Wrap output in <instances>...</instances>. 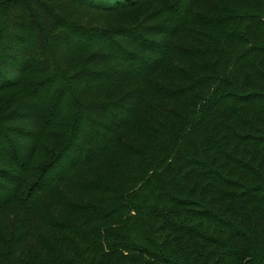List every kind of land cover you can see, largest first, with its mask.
Listing matches in <instances>:
<instances>
[{
  "label": "trees",
  "instance_id": "trees-1",
  "mask_svg": "<svg viewBox=\"0 0 264 264\" xmlns=\"http://www.w3.org/2000/svg\"><path fill=\"white\" fill-rule=\"evenodd\" d=\"M0 264H264V0H0Z\"/></svg>",
  "mask_w": 264,
  "mask_h": 264
},
{
  "label": "rangeland",
  "instance_id": "rangeland-1",
  "mask_svg": "<svg viewBox=\"0 0 264 264\" xmlns=\"http://www.w3.org/2000/svg\"><path fill=\"white\" fill-rule=\"evenodd\" d=\"M191 21L193 22V20H191ZM34 24L36 25L35 26V31L37 33H39L41 26L39 27L38 20H36ZM192 26H194V25H192ZM39 36L41 37V35H39ZM86 56H87V54H83V55L80 56L79 62L77 64L78 68L82 67L85 64ZM38 59H40V58H38ZM39 62L41 63V61H39ZM70 72H71L70 70L67 71V73H70ZM126 88H127V86H123V85L122 86H113L111 88L110 87H105V88H103V93H104L105 96L107 95V96H110V97L112 96L113 97V96L119 94L120 92H123V90H125ZM73 97L75 99H77L76 100V102H77V101L82 100V98L84 96L83 97H81V96L79 97L77 95V96H73ZM149 98H150L149 103L145 105V107L142 110L140 118L137 120V122L133 126V129H134V131L136 132L137 135H142L145 132V130H147V128L149 127L148 122H153L154 118H155V115L152 112V110L150 109V107L152 109L154 107H155V109H157V102H155V101L158 98L154 97V93H152ZM71 105H74V104H71ZM153 105H154V107H153ZM74 112H75V109H72L70 112L67 111L65 113L63 119H58L57 120L58 127L50 126L51 122H50V124L46 123V125L44 127V132H45L44 140L42 141L41 151H40L37 163H36L37 166L41 165V164L43 165V163H45L48 160L49 151H51L53 149V147L55 146V145L52 144V141H53L52 137H56L57 139H61V140L64 139V141H65L66 134L70 130L71 121L73 119ZM46 119L48 120L49 118H46ZM48 121H50V120H48ZM123 137H121V138L123 139ZM121 142L122 143H120V145H118L120 148L123 147V142L124 141H121ZM118 154H119V152L116 153V155H118ZM122 158L123 157H120V158H118V160H121ZM38 174H39V172H35V171L31 172V174H30L31 177L27 178V181H26V183H28L27 184L28 186L30 185L31 182L35 181V178L37 177Z\"/></svg>",
  "mask_w": 264,
  "mask_h": 264
}]
</instances>
